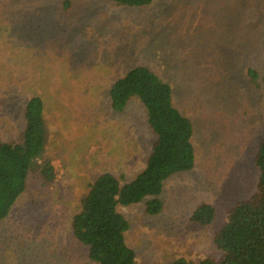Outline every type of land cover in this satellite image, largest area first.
Here are the masks:
<instances>
[{"label":"rangeland","instance_id":"obj_1","mask_svg":"<svg viewBox=\"0 0 264 264\" xmlns=\"http://www.w3.org/2000/svg\"><path fill=\"white\" fill-rule=\"evenodd\" d=\"M0 24V141L23 144L25 107L40 96L48 133L38 163L58 170L42 191L33 166L0 221V264H96L73 236L74 213L101 174L124 184L142 173L156 139L139 97L123 113L112 109L111 85L138 66L171 86L193 123L196 166L166 183L161 214L148 216L145 202L123 210L127 245L138 264L217 254L226 209L257 186L264 89L250 85L248 70L264 77V0H0ZM204 203L217 208L211 226L191 220Z\"/></svg>","mask_w":264,"mask_h":264},{"label":"trees","instance_id":"obj_2","mask_svg":"<svg viewBox=\"0 0 264 264\" xmlns=\"http://www.w3.org/2000/svg\"><path fill=\"white\" fill-rule=\"evenodd\" d=\"M110 1L119 6L144 7L155 0ZM1 35L0 24V38ZM248 74L250 85L263 90L264 77L260 80L255 69H249ZM109 94L112 109L118 114L126 110L135 96L146 107L148 123L156 135L149 150V166L128 183L123 184L112 172L103 173L90 182L79 210L73 214L71 230L76 240L87 248L92 262L138 264L136 251L126 242L131 223L123 210L145 202L148 216L162 213L164 201L161 196L166 183L173 176L189 172L196 166V149L192 141L194 128L191 120L175 106L171 86L147 66H138L117 79ZM24 119L23 144L0 141V221L9 217L25 194L34 165L37 168L33 173L40 172L42 177V191L49 188L58 176L53 163H38L48 133L42 97L29 99ZM253 162L259 174L256 191L226 209L221 224L214 231L217 254H201L197 259L180 257L157 264H264V135ZM216 219L217 208L211 203L198 206L191 218L202 226H211Z\"/></svg>","mask_w":264,"mask_h":264}]
</instances>
